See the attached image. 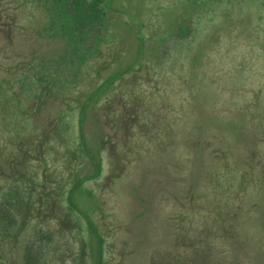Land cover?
Segmentation results:
<instances>
[{
	"label": "rangeland",
	"instance_id": "obj_1",
	"mask_svg": "<svg viewBox=\"0 0 264 264\" xmlns=\"http://www.w3.org/2000/svg\"><path fill=\"white\" fill-rule=\"evenodd\" d=\"M0 264H264V0H0Z\"/></svg>",
	"mask_w": 264,
	"mask_h": 264
},
{
	"label": "trees",
	"instance_id": "obj_2",
	"mask_svg": "<svg viewBox=\"0 0 264 264\" xmlns=\"http://www.w3.org/2000/svg\"><path fill=\"white\" fill-rule=\"evenodd\" d=\"M79 2H80V0H76V4L79 3Z\"/></svg>",
	"mask_w": 264,
	"mask_h": 264
}]
</instances>
